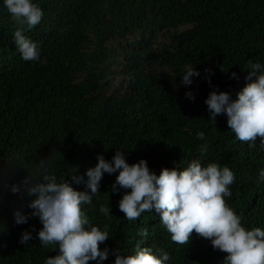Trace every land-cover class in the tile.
<instances>
[{"label": "trees", "instance_id": "trees-1", "mask_svg": "<svg viewBox=\"0 0 264 264\" xmlns=\"http://www.w3.org/2000/svg\"><path fill=\"white\" fill-rule=\"evenodd\" d=\"M31 2L43 16L24 35L38 43L40 61L21 58L17 25L0 0V264H44L57 254L36 239L42 225L31 216L32 197L9 191L35 175L43 158L51 162L50 174L70 182L74 169L84 175L98 155L111 161L117 150L130 165L146 160L157 175L162 168L182 170L192 160L227 166L235 180L226 204L246 230H264L260 138L255 147L237 140L227 117L214 124L205 104L214 89L237 98L249 59L264 65V0ZM192 67L200 75L183 85L182 74ZM189 91L194 99L186 97ZM116 175L105 173L92 206H82L90 224L107 228L110 236L100 245L110 249L101 264H114L112 250L128 255L137 244L158 256L157 250L168 252L167 264H222L226 253L195 232L189 245L174 243L154 212L126 220L118 208L125 190L110 189ZM101 206L110 208L108 216ZM16 210L29 216L27 223L14 222ZM143 229L147 237L139 235ZM24 231L33 236L27 244L19 242Z\"/></svg>", "mask_w": 264, "mask_h": 264}, {"label": "clouds", "instance_id": "clouds-1", "mask_svg": "<svg viewBox=\"0 0 264 264\" xmlns=\"http://www.w3.org/2000/svg\"><path fill=\"white\" fill-rule=\"evenodd\" d=\"M4 7L17 25L14 43L21 58L40 61L38 43L28 39L24 32L41 22L42 9L31 0H4ZM247 65V83L237 92L236 99L228 92L214 89L205 104L208 119L214 124L218 116H226L228 127L237 140L255 147L259 137V146L264 150V65L251 59ZM205 72L211 74L209 69ZM199 75L194 67L189 68L182 74L181 83L191 85L192 77ZM232 78L238 79L237 74L233 72ZM185 95L194 99L190 91ZM197 135L204 140L203 132ZM199 151L205 154L207 145H202ZM97 161L84 175L74 174L77 171L74 169L69 174L70 182L66 177L58 181L50 174L51 162L43 158L35 175H26L9 187L13 194L26 192L32 197L28 205L32 209L31 216L38 217L42 225L36 239L43 247H51L57 253L48 256L44 264H89V261L101 264L108 259L110 249L100 248L110 238L107 228L101 230L91 225L82 206H92L105 173L117 172L110 189L113 193L125 190L118 208L126 220L136 221L143 213L154 212L177 245H189L195 232L209 240L214 250L226 253L222 264H264V230L259 227L246 230L241 217L225 202V197L232 196L229 186L235 180L227 166L209 163L203 167L199 160H192L182 170L175 166L162 168L157 175L144 159L130 165L122 150H117L111 161L103 155H98ZM259 179L264 181V169L260 170ZM73 184H83L85 190H77ZM99 211L105 216L110 214L109 207L101 206ZM13 216L16 224H25L29 219L20 210L14 211ZM139 235L147 237L148 230L143 229ZM32 239L31 232L24 231L19 242L27 244ZM157 251L159 256L151 247L137 244L132 254L125 255L119 249L112 250V254L115 255L114 264H167L169 253L162 249Z\"/></svg>", "mask_w": 264, "mask_h": 264}]
</instances>
